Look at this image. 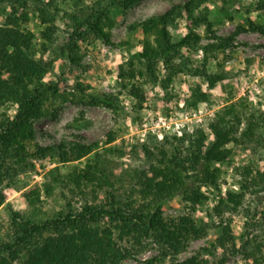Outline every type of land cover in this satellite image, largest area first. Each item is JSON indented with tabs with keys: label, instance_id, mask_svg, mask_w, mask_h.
Masks as SVG:
<instances>
[{
	"label": "trees",
	"instance_id": "trees-1",
	"mask_svg": "<svg viewBox=\"0 0 264 264\" xmlns=\"http://www.w3.org/2000/svg\"><path fill=\"white\" fill-rule=\"evenodd\" d=\"M139 1L95 0L77 7L79 12L71 14L74 28L61 47L62 52L72 63L79 64V42L87 35L93 34L107 44H114L109 31L112 9L127 10ZM207 1L185 0L137 26L143 34L142 47L120 64L118 77L122 86L137 99L138 108L143 107L147 98L138 78L156 81L160 62L165 70L164 87L179 73L206 74L205 68L191 64L186 52L201 39L196 32L198 26L205 23L208 30L213 31L212 21L202 7ZM220 1L223 10L232 4V0ZM27 2L16 0L12 14L0 24V184L12 175V170L34 167L35 161L47 156H58L62 162H69L97 149L98 142L61 141L53 145L36 142L34 121L45 113L52 97L58 96L63 101L72 98L86 105L114 107L118 103L115 96L90 95L89 85L79 84V95L66 93L57 84L43 81L51 64L36 58L34 33L27 26L30 20ZM74 2L77 5L84 0ZM48 4L37 6V10L44 22L51 23L50 28L42 31V36L52 41L54 30L51 28L55 26L46 15ZM198 9L201 12L195 15ZM226 14L230 16L229 12ZM183 18L187 20L188 30L175 41L170 27ZM251 27L262 29L254 23ZM241 30L245 27L240 26L229 36H216L218 40L206 49L225 50ZM206 75L211 85L221 78L216 74ZM210 96L211 92H203L198 85L193 90L191 103L196 105ZM7 104L17 106L13 116L8 114V108L3 111ZM242 123L245 126L240 130ZM210 128L213 134L210 144L201 128L163 139L148 137L140 146L147 166L127 173L131 182L124 193L115 187L114 174L101 164L99 157L88 159L84 168L69 173L68 182L84 194H87L84 187L92 186L95 198L98 197L95 191L104 190L105 197L94 202L85 200L80 208H73L70 203L68 210L42 222L13 211L12 235L0 244V264H127L129 258L143 252L150 244L155 245L158 254L147 259L146 264H228V258L237 254L251 260V264H264V216H258V212L245 205L248 194L261 195L264 199V171L256 170L251 163L238 167L239 190L223 193L218 181L221 169L216 166L232 161L230 144L262 139L264 112L249 110L245 102H228L214 114ZM116 140L114 132L107 134L105 152L126 154L129 146ZM55 181H59L58 177ZM53 184H46L48 192ZM210 185L219 189V200L208 207L207 218L197 220L195 213L209 204L204 187ZM36 192V188H31L25 193L28 204L33 205L39 199H33ZM178 196L188 212L166 217L164 202ZM5 200L6 194L0 189V204ZM239 212L245 214L246 220L244 231L237 236L231 224L233 214ZM211 228L219 230L215 240L180 259L190 243L206 237Z\"/></svg>",
	"mask_w": 264,
	"mask_h": 264
},
{
	"label": "rangeland",
	"instance_id": "rangeland-1",
	"mask_svg": "<svg viewBox=\"0 0 264 264\" xmlns=\"http://www.w3.org/2000/svg\"><path fill=\"white\" fill-rule=\"evenodd\" d=\"M27 1L30 18L27 26L34 33L36 58H43L51 64V69L43 81L57 84L66 93L79 95L78 85H89L87 92L90 95L115 96L118 103L114 107L86 105L72 98L63 101L58 96L52 97L45 113L34 121L36 142L42 145L58 144L61 141L98 142V147L79 160L62 162L58 156H47L35 161L34 167L12 170V175L0 184V189L6 194V200L0 204V244L12 235L13 211L42 222L58 212L68 210L70 203L73 208H80L85 200H102L105 197L104 190L95 191L98 194L95 198L92 186H83L87 192L84 194L73 189L75 185L68 182L69 173L84 168L88 159L99 157L101 164L108 166L114 174L115 187L124 193L131 182L127 173L147 166L140 146L148 137L163 139L165 136H180L201 128L207 134L210 144L213 141L210 128L212 117L228 102H245L249 110L264 112V0H232V4L226 8L227 11L222 9L220 0H208L203 4L202 7L206 8L212 21L213 31L208 30L205 23L198 26L196 32L201 39L186 54L193 66L205 68L206 74H216L221 78L211 85L205 73L184 72L175 75L164 87L162 82L165 70L160 62L156 81L146 77L138 78L147 96L141 108H138L137 99L122 86L118 77L119 66L127 61L131 52L142 47L143 34L137 28L139 23L151 16L162 14L174 4L185 0H141L127 10L113 8L109 31L114 44H107L93 34L87 35L86 39L79 42V64L72 63L61 47L74 28L71 14L74 11L79 12V7L95 0H84L77 5L74 0H56L53 3L50 0ZM15 2L16 0H0V24L5 23L9 14H12V4ZM45 3H50L46 6V15L49 20H53L52 26H55L51 28L54 30L52 41L42 36V31L50 28L51 23L44 22L37 10V6ZM200 12L198 9L195 15ZM252 23L262 29H253ZM240 26H244L245 30L236 35L230 47L218 51L206 49V46L218 40L217 37L229 36ZM170 30L173 39L179 41L188 30L187 20L179 19L177 25L171 26ZM198 85L203 92H211V96L192 105V93ZM5 110L13 116L17 106L7 104L3 106V111ZM244 126L245 123H242L240 130ZM109 132L117 135L115 142L129 146L126 154L105 152L104 142ZM229 146L233 150L232 161L216 165L221 169L218 181L223 193L227 190H239L238 167L251 163L256 170L264 171V132L259 141L232 143ZM57 177L59 181L56 183ZM47 183L56 185L53 184L48 192ZM31 188L37 189L33 199L39 198L33 205L28 204L25 198V193ZM204 189L209 195V204L203 211L195 213L197 220L207 218L208 207H212L219 200V189L216 186L210 185ZM245 205L253 212H258V216H264V199L261 195L248 194ZM163 209L166 217L188 212L179 196L164 202ZM227 216L231 215L227 213ZM245 220L243 212L233 214L231 226L237 236L244 231ZM218 234L217 228L209 229L206 237L190 243L180 259L191 256L200 247L215 240ZM154 246L148 245L143 252L129 258L126 263L146 264L147 259L158 254ZM228 264H251V260L241 254L231 255Z\"/></svg>",
	"mask_w": 264,
	"mask_h": 264
}]
</instances>
